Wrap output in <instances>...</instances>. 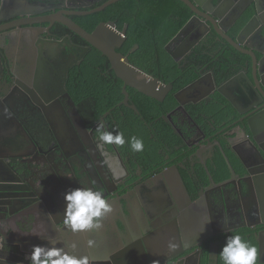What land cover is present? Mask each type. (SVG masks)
<instances>
[{"label":"flooded vegetation","instance_id":"flooded-vegetation-1","mask_svg":"<svg viewBox=\"0 0 264 264\" xmlns=\"http://www.w3.org/2000/svg\"><path fill=\"white\" fill-rule=\"evenodd\" d=\"M12 1L2 0L3 11ZM32 1L49 9L36 17L61 11L78 23L89 15L80 12L107 0L86 7ZM203 5L208 17L170 46L180 52L178 61L170 55L180 72L173 81L157 77L173 85L162 100L128 85L126 97L120 79L123 97L111 104L109 92L105 112L88 117L69 80L94 46L59 21L25 31L19 26L24 18L0 22L5 27L0 30L5 67L0 62V264H29L25 255L49 238L63 241L76 255L95 257L94 264H222V234L246 229L264 241V196L258 189L264 151L257 154L252 134L264 149V0H203ZM235 12L229 27L228 15ZM210 15L223 35L236 40L243 33L240 46L253 54L234 47ZM229 51L230 62L222 58ZM192 71L193 79L177 88ZM245 73L251 83L238 78ZM191 85L181 103L176 94ZM145 97L155 101L145 104ZM172 98L175 105L169 107ZM149 106L161 113L148 114ZM101 120L108 130L124 132L126 141L129 133L138 134L141 120L155 140L142 152H132L128 143L105 145L113 169L124 173L115 180L97 148ZM164 127L174 136L161 134ZM82 183L101 190L113 211L99 230L74 234L63 225L64 194ZM209 229L213 235L200 239ZM170 241L180 245L175 252L168 250Z\"/></svg>","mask_w":264,"mask_h":264},{"label":"trees","instance_id":"trees-1","mask_svg":"<svg viewBox=\"0 0 264 264\" xmlns=\"http://www.w3.org/2000/svg\"><path fill=\"white\" fill-rule=\"evenodd\" d=\"M192 15L191 9L181 0H120L101 11L78 18V24L92 32L101 22L113 20L119 29L128 23L127 39L119 51L128 55L133 64L168 82L173 81L180 71L165 46L183 28ZM61 29L63 32H69L66 27H61ZM136 44L138 48L131 52ZM231 56L232 52L229 51L222 58L230 62ZM193 77L194 72L192 71L188 76H185L177 88L184 86ZM69 86L73 96L77 97L80 102L83 101L81 110L87 117L89 114L94 113L99 116L105 112L109 106L107 103L109 92H111V104H115L123 97L122 81L112 69L109 58L95 47L86 55L81 65L72 70ZM145 98L147 99L145 104L155 101L149 97ZM174 105L175 102L172 98L169 100V107ZM147 113L158 116L161 112L149 106ZM138 123L141 128L139 127L136 137L142 139L144 144H155L154 137L148 131L147 125L141 120H138ZM160 123L164 122L160 120ZM166 130V127L162 128L161 134L174 136L171 130H168L167 133ZM129 135L135 136L130 133ZM235 233L241 234L258 247L257 239L253 234H250L251 230L241 229L220 236L223 240L220 251L227 236Z\"/></svg>","mask_w":264,"mask_h":264},{"label":"water","instance_id":"water-1","mask_svg":"<svg viewBox=\"0 0 264 264\" xmlns=\"http://www.w3.org/2000/svg\"><path fill=\"white\" fill-rule=\"evenodd\" d=\"M66 3H64L65 6L69 7H86V6H91L94 5L102 0H86L87 2H83V0H65ZM119 0H107L105 3H103L99 7H95L91 10L85 11V12H80L83 14H91L94 12L101 11L105 9L107 6L118 2ZM185 2L187 5H189L193 11L195 12V16L192 17L186 24L183 26V28L179 31V33L169 42V44L166 46V50L169 52V54L175 59L179 60L180 57V52L179 51H173L170 49V46L179 38L183 33H185L191 26L192 24L196 22H201L202 18L208 17L207 15V10L208 7L206 5H203V0H181ZM14 5L8 4L7 10L3 11L4 9V4L2 5V0H0V22H3L5 20H8L13 17H20L24 18L26 22H23L21 25L20 31H25V29H35L37 26H39L43 22H55L59 21L66 25L69 29H71L73 32L78 34L80 37L85 39L89 44L100 50L104 55H106L111 63L112 69L116 72L117 76L123 80L124 82V87H123V92L128 97L129 93L127 91V85L134 87L141 91L142 93L158 99L162 100L164 96L169 92V90L172 88L173 85L166 84L163 82L160 78L154 77L153 75L147 73L145 70L141 69L137 65L133 64L128 55H125L121 51H119V48L124 44V42L127 39V30L129 27V24L126 23L123 27V29H119L117 26V23L115 21H107V22H101L96 26V28L92 31L89 32L86 29H84L81 25H79L77 22H75L72 18L66 16L64 13L61 11H58L53 14L45 15L48 16L46 18H39L36 16H39L40 14L44 13L45 11L49 10H44L40 9L41 6H37L32 0H13L12 1ZM2 6V9H1ZM18 7V11H13L9 12V10L13 7ZM199 6V7H198ZM236 14L229 13V22L227 26L231 27L235 21L237 20V12ZM221 15L218 12H214V17L217 19H221ZM209 18L212 20V22L215 24V27L217 31L223 35L220 29H218V24L215 21V19L212 18L210 15ZM41 22V23H40ZM222 23V22H221ZM225 26V27H227ZM0 30H5L4 28H0ZM234 47L239 48L240 50H243L240 46V43H242V36L243 33H240L239 37L235 40L231 38L228 34L223 35ZM138 48V45H135L131 52H134ZM87 49V48H85ZM246 53L253 54L247 50H243ZM6 56V55H5ZM7 57V56H6ZM255 59V58H254ZM0 62L2 64V70L4 71L5 67L3 65V58L0 55ZM1 75V73H0ZM243 77L244 79L246 78L250 83L251 81L249 80L247 74H242L238 78L241 79ZM237 79L234 78L233 81ZM258 81V80H257ZM259 82V81H258ZM257 82V84H259ZM197 84V82L195 83ZM264 87V83L262 84ZM195 85H191L184 89L183 91L179 92L176 94V98L182 103L183 100L180 97L185 90L192 89ZM226 98H229L232 101V98L228 96L227 94L224 93V91L221 89L219 90ZM264 91V88H263ZM136 108V107H135ZM77 113L78 118L81 119L77 109L75 111ZM18 122V121H17ZM254 135V141H255V149L258 155L262 157V150L263 149V144L262 139L257 137L255 134ZM262 161H264L263 158H261ZM258 164V163H255ZM260 187H258L259 190L262 191V196H264V178H262L261 183L259 184ZM263 206H264V199H263ZM193 216V215H192ZM224 230H218V232H223ZM217 233V232H216ZM213 235V230H208L205 234H203L200 239H208ZM202 240V241H203ZM201 241V240H200ZM258 242H259V249L261 250V260L264 261L263 254H264V241L262 235L258 237ZM142 250L146 253V247L143 245ZM155 264L156 262L153 261Z\"/></svg>","mask_w":264,"mask_h":264},{"label":"clouds","instance_id":"clouds-1","mask_svg":"<svg viewBox=\"0 0 264 264\" xmlns=\"http://www.w3.org/2000/svg\"><path fill=\"white\" fill-rule=\"evenodd\" d=\"M95 132L99 141L97 148L104 157L103 163L113 171V179H118L124 173L113 169L108 153L103 151V147L105 145L123 147L128 143L132 152H142L144 150L143 140L132 136L126 141L124 132L108 130L102 120L98 122ZM64 200L66 207L63 212V225L74 234L99 230L103 226V220L113 211V206L105 198L104 193L95 185L87 183H82L81 186L67 191L64 194ZM32 234L44 236L39 232H32ZM88 244L91 247L94 241L90 240ZM71 247L74 248L76 245L72 244ZM179 247L178 243L172 241L168 243V250L171 252H175ZM0 248H2V242H0ZM68 248L69 245L63 241L49 238L47 244L33 245L31 251L25 255V260L29 264H94L95 257L76 255ZM218 257L222 264H264L261 260V250L239 233L227 236Z\"/></svg>","mask_w":264,"mask_h":264}]
</instances>
